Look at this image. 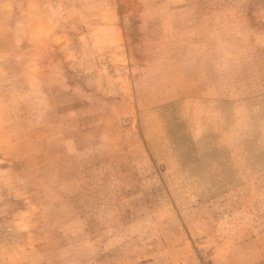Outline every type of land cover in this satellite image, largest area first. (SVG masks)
<instances>
[{
    "label": "rangeland",
    "instance_id": "374dc122",
    "mask_svg": "<svg viewBox=\"0 0 264 264\" xmlns=\"http://www.w3.org/2000/svg\"><path fill=\"white\" fill-rule=\"evenodd\" d=\"M0 264H264V0H0Z\"/></svg>",
    "mask_w": 264,
    "mask_h": 264
}]
</instances>
